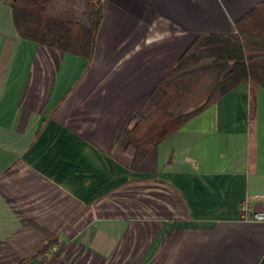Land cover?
<instances>
[{"label": "crops", "instance_id": "crops-1", "mask_svg": "<svg viewBox=\"0 0 264 264\" xmlns=\"http://www.w3.org/2000/svg\"><path fill=\"white\" fill-rule=\"evenodd\" d=\"M89 62L0 0V264H264V88L242 84L137 165L118 140L196 37L263 0H95ZM57 240L43 252L48 238Z\"/></svg>", "mask_w": 264, "mask_h": 264}, {"label": "trees", "instance_id": "trees-1", "mask_svg": "<svg viewBox=\"0 0 264 264\" xmlns=\"http://www.w3.org/2000/svg\"><path fill=\"white\" fill-rule=\"evenodd\" d=\"M13 24L25 40L83 57L93 56L103 17L95 0H9ZM242 84L264 88V0L234 23L231 33L199 35L135 113L117 146L135 168L176 130ZM48 238L43 252L53 250Z\"/></svg>", "mask_w": 264, "mask_h": 264}, {"label": "built area", "instance_id": "built-area-1", "mask_svg": "<svg viewBox=\"0 0 264 264\" xmlns=\"http://www.w3.org/2000/svg\"><path fill=\"white\" fill-rule=\"evenodd\" d=\"M240 219L244 222H264V210H254L251 202L246 199L240 205Z\"/></svg>", "mask_w": 264, "mask_h": 264}]
</instances>
